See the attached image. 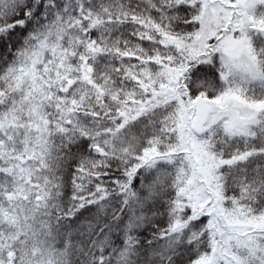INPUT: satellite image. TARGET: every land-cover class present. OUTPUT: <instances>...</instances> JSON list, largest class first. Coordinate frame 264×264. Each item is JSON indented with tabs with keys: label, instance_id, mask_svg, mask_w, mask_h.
<instances>
[{
	"label": "snow or ice",
	"instance_id": "snow-or-ice-1",
	"mask_svg": "<svg viewBox=\"0 0 264 264\" xmlns=\"http://www.w3.org/2000/svg\"><path fill=\"white\" fill-rule=\"evenodd\" d=\"M0 264H264V0H0Z\"/></svg>",
	"mask_w": 264,
	"mask_h": 264
}]
</instances>
